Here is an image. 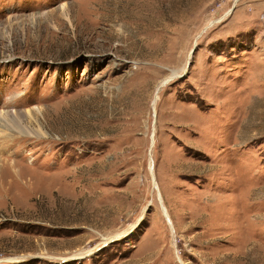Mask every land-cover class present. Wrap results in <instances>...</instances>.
I'll return each mask as SVG.
<instances>
[{"label": "rangeland", "instance_id": "1", "mask_svg": "<svg viewBox=\"0 0 264 264\" xmlns=\"http://www.w3.org/2000/svg\"><path fill=\"white\" fill-rule=\"evenodd\" d=\"M0 123V264H264V0H0Z\"/></svg>", "mask_w": 264, "mask_h": 264}, {"label": "bare ground", "instance_id": "2", "mask_svg": "<svg viewBox=\"0 0 264 264\" xmlns=\"http://www.w3.org/2000/svg\"><path fill=\"white\" fill-rule=\"evenodd\" d=\"M162 84V83H161ZM156 97H157V95H156ZM0 126H3V124L2 123H0ZM4 131V130H3ZM25 132V131H24ZM155 186H156V182H155ZM157 187V186H156ZM163 210H164V213H165V215H166V217H167V221H168V223L171 225V227L173 228V230L175 231V228H174V226H175V224L172 222V219L170 218V215H169V212H168V210H167V208H166V206H164L163 205ZM121 235V234H120ZM108 240V239H107ZM107 240H105V241H107ZM88 251V250H87ZM87 251H81V252H79V254H84L85 252H87ZM78 254V255H79ZM181 259V258H180ZM182 262V264H185L183 261H181Z\"/></svg>", "mask_w": 264, "mask_h": 264}]
</instances>
